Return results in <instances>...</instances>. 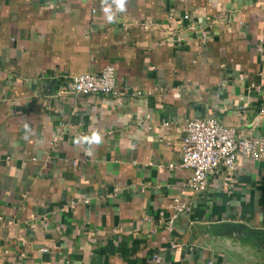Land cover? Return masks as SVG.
Here are the masks:
<instances>
[{
	"label": "crops",
	"instance_id": "1",
	"mask_svg": "<svg viewBox=\"0 0 264 264\" xmlns=\"http://www.w3.org/2000/svg\"><path fill=\"white\" fill-rule=\"evenodd\" d=\"M209 118L264 140V0H0V264H264V163L169 169Z\"/></svg>",
	"mask_w": 264,
	"mask_h": 264
},
{
	"label": "built area",
	"instance_id": "2",
	"mask_svg": "<svg viewBox=\"0 0 264 264\" xmlns=\"http://www.w3.org/2000/svg\"><path fill=\"white\" fill-rule=\"evenodd\" d=\"M184 19L189 20L190 16L185 15ZM201 37L205 41L206 32L202 31ZM66 90L84 97H117L120 93L116 68L108 66L99 73L72 76ZM241 158L264 163V140L239 134L236 128L214 118L190 119L184 127L180 163L170 165L169 169L191 170L192 177L184 187L200 193L207 190L210 176L220 173L233 176ZM172 207L178 214L190 211V207L179 198L174 199Z\"/></svg>",
	"mask_w": 264,
	"mask_h": 264
},
{
	"label": "clouds",
	"instance_id": "3",
	"mask_svg": "<svg viewBox=\"0 0 264 264\" xmlns=\"http://www.w3.org/2000/svg\"><path fill=\"white\" fill-rule=\"evenodd\" d=\"M105 11L107 12V11H108V9H105ZM107 18H108L109 22H111V21H112V19H113V17H112L111 15H109Z\"/></svg>",
	"mask_w": 264,
	"mask_h": 264
}]
</instances>
